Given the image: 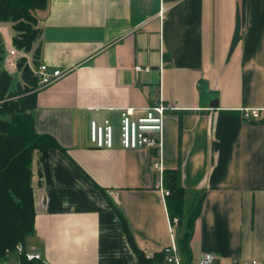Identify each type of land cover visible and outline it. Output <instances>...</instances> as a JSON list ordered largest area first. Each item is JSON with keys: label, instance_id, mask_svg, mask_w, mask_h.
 Returning <instances> with one entry per match:
<instances>
[{"label": "crops", "instance_id": "obj_1", "mask_svg": "<svg viewBox=\"0 0 264 264\" xmlns=\"http://www.w3.org/2000/svg\"><path fill=\"white\" fill-rule=\"evenodd\" d=\"M36 16L41 35L22 56L65 74L38 88L35 125L63 149L34 153L24 252L46 264H142L126 221L154 260L174 238L153 168L161 156L164 172L181 171L185 211L198 212L186 264L207 254L264 263V122L241 115L264 106V0H48ZM4 23L15 89L16 33ZM160 101L170 107L161 151L125 148L122 114L135 121ZM93 124L112 128L111 148L91 142ZM185 232L178 223L177 244Z\"/></svg>", "mask_w": 264, "mask_h": 264}, {"label": "trees", "instance_id": "obj_2", "mask_svg": "<svg viewBox=\"0 0 264 264\" xmlns=\"http://www.w3.org/2000/svg\"><path fill=\"white\" fill-rule=\"evenodd\" d=\"M48 0H0V23L11 22L15 30L13 45L20 54L30 53L41 35L36 13ZM5 49L0 35V264H10V256L25 247L35 234L36 207L32 185V161L36 150L63 149L50 134L39 133L35 125L38 78L26 58H19L22 83L13 89V76L4 68ZM37 62L35 61V66ZM164 184L170 191L166 205L171 219L185 224V234L178 241L183 264L190 259V242L198 212L185 211L186 189L180 170L164 172ZM125 230L142 264H164L162 253L147 260L137 249L127 222ZM17 264H46L29 260L19 253Z\"/></svg>", "mask_w": 264, "mask_h": 264}, {"label": "built area", "instance_id": "obj_3", "mask_svg": "<svg viewBox=\"0 0 264 264\" xmlns=\"http://www.w3.org/2000/svg\"><path fill=\"white\" fill-rule=\"evenodd\" d=\"M11 58H16L20 55L16 49H12L9 53ZM34 74L38 78V88L46 87L64 76L65 72L50 68L47 64H41L32 68ZM136 72L149 73V67L136 66ZM170 109L163 101L158 102L155 106L144 110V116H140L135 121L131 120L133 116L129 111L122 114V145L125 148H155L161 151L162 147V131L166 111ZM241 115L246 122L262 123L264 122V106L259 108H245L241 110ZM91 142L98 148L108 147L113 145L112 128L97 127L92 125ZM154 171L157 173V188L162 192L164 198L170 195V191L164 184V169L161 161V156L154 162ZM179 223L177 218L171 220V232L174 236L172 244L167 247L163 254L165 255L166 264H183L180 255L179 246L175 239L176 227ZM24 248L19 247V253L23 252ZM29 260H39L40 256L26 254ZM217 257L214 254H207L202 258L198 264H217ZM235 264H264L259 260L252 259L250 261H237Z\"/></svg>", "mask_w": 264, "mask_h": 264}, {"label": "rangeland", "instance_id": "obj_4", "mask_svg": "<svg viewBox=\"0 0 264 264\" xmlns=\"http://www.w3.org/2000/svg\"><path fill=\"white\" fill-rule=\"evenodd\" d=\"M5 23H6V22H5ZM5 23H4V24H5ZM10 23H11V22H10ZM6 24H9V23H6ZM0 25H1V23H0ZM2 26H4V25H2ZM6 28H8V27L6 26ZM5 31H6V30H5ZM11 32H12V31H11ZM12 33H13V32H12ZM18 57H19V58H22V57H23V58H26V59H27V64H28L29 68L33 71L32 68H34V65H32V64L29 62V58H28L27 55H26V56H25V55L22 56V54H20V55H18V56L16 57L17 59L12 58L11 60H9V61H8L9 63H8L7 65H8L9 67H12V65H15V66H13V67H14V68L16 67V70L20 71V70H19V66H18V65H19V63H18L19 58H18ZM3 63H4V62H3ZM13 67H12V68H13ZM20 73H21V72H20ZM16 80H17V79H15V83H14L13 85H16V84H17ZM10 264H13V263L10 262Z\"/></svg>", "mask_w": 264, "mask_h": 264}]
</instances>
